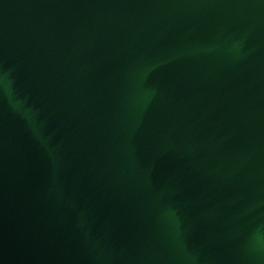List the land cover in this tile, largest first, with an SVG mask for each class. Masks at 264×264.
<instances>
[{
  "label": "water",
  "instance_id": "obj_1",
  "mask_svg": "<svg viewBox=\"0 0 264 264\" xmlns=\"http://www.w3.org/2000/svg\"><path fill=\"white\" fill-rule=\"evenodd\" d=\"M0 264H264V0H0Z\"/></svg>",
  "mask_w": 264,
  "mask_h": 264
}]
</instances>
